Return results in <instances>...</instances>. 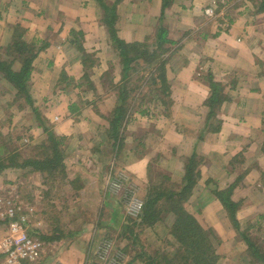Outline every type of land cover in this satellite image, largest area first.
Listing matches in <instances>:
<instances>
[{"label":"rangeland","instance_id":"374dc122","mask_svg":"<svg viewBox=\"0 0 264 264\" xmlns=\"http://www.w3.org/2000/svg\"><path fill=\"white\" fill-rule=\"evenodd\" d=\"M259 3L262 5V0ZM1 15L0 20L6 23ZM16 24L20 23L7 24L2 32L0 54L6 53L8 43L3 40L14 34ZM27 35L25 30L23 38ZM61 50L63 54L65 48ZM61 54L44 49L39 52L28 92L21 95H16L17 88L0 71V145L2 140L25 156L41 157L48 153L43 145L48 132H53L63 141L65 159V175L52 177L47 173V179L22 168H7L0 173V219L8 220L0 225V244L23 235L38 241L43 248L40 257L28 263L22 260V264H146L147 254L158 249L174 251L175 246L167 249L165 245L174 220L170 213L163 212V219L153 228L133 227V220L140 218L145 193L150 188L173 185L162 176L159 161L150 163L146 172L139 166L147 151L139 136L149 145L159 138L157 134L146 138L145 132L157 119L156 105L168 101L166 88L159 89L158 77L150 79L155 59L130 63L129 76H124L129 112L116 122L114 110L120 100L115 101L113 96L119 95L121 85L113 87L111 76L117 67L97 62L91 55L71 64ZM5 57L8 62L12 60L7 54ZM157 75L160 77V70ZM141 86L147 89L141 91ZM115 123L120 143L111 137ZM206 198L198 195L185 207L201 224L214 229L217 252L225 249L236 256L239 251L236 257L227 256L225 260L219 253V264H256L240 250L239 244L244 242L236 230L235 237L228 232L220 235L206 218ZM253 223L252 232L260 236L256 238L264 247V217ZM13 224L19 225L18 230L12 229ZM57 227L59 231L55 232ZM44 234L61 238L47 241ZM7 254L0 251V261H5Z\"/></svg>","mask_w":264,"mask_h":264},{"label":"crops","instance_id":"0c3cea01","mask_svg":"<svg viewBox=\"0 0 264 264\" xmlns=\"http://www.w3.org/2000/svg\"><path fill=\"white\" fill-rule=\"evenodd\" d=\"M104 2L116 11L112 25L118 37L135 48L157 49L158 28L168 30L162 53L150 72V79L158 77L159 89L166 88L168 101L156 105L157 119L145 132L146 138L153 134L159 138H152L156 140L149 145L139 136L147 146L146 155L139 160L140 170L146 172L150 163L159 161L162 173L181 184L187 160L195 154L200 177L189 200L207 196L203 204L206 218L220 235L228 232L235 237L215 190L234 187L231 198L239 204L236 217L241 226L264 217L262 5L259 0ZM1 13L6 21L0 20L1 38L7 24L20 23L28 33L26 41L51 43L54 46L44 50L48 53L61 54L65 48L61 56L68 63L82 62L91 55L97 62L115 65L113 87L120 84L125 88V69L129 71L134 60L126 66L97 0H1L0 18ZM11 38L10 33L3 43ZM163 62L165 80L158 68ZM113 98L117 101L119 95ZM244 244H239L243 252ZM218 253L224 254V260L233 254L225 249Z\"/></svg>","mask_w":264,"mask_h":264},{"label":"trees","instance_id":"16d2710c","mask_svg":"<svg viewBox=\"0 0 264 264\" xmlns=\"http://www.w3.org/2000/svg\"><path fill=\"white\" fill-rule=\"evenodd\" d=\"M105 10L106 23L110 25L109 33L112 40L118 44V48L126 66L134 60H149L150 57L158 59L162 53L163 44L167 40L168 30L161 26L158 28L157 35V49L150 51L146 46L142 49L135 48L133 44L125 43L121 40L112 23L116 18V11L109 9L104 0H97ZM169 3L170 0H165ZM1 2V0H0ZM261 9H264V0H262ZM24 28L20 24H16L14 34L11 41L6 45V53L12 59L10 62L3 59L4 53L0 54V71L4 72L5 77L11 82V84L17 88L16 95L28 92V83L32 79V73L34 70V61L39 55V52L49 47V42L41 41H26L23 38ZM160 53V54H159ZM6 58V57H5ZM132 58V59H131ZM130 61V62H129ZM17 64V68H13V65ZM164 62L161 63L158 68L163 72L162 78L165 80ZM128 67L125 69V76L127 74ZM128 91L121 86L119 90V102L114 110L116 115V122L125 117L129 112ZM211 101V100H210ZM123 117V118H124ZM122 118V119H123ZM121 119V120H122ZM121 120L118 123H121ZM118 123H115L114 130L111 131V137L117 143H120V134ZM114 124V122H113ZM120 141V142H119ZM63 141L55 135L53 132H48L47 143L43 145L44 149L48 152L45 156L41 157H28L22 154L21 151L13 147L3 144L1 140L0 145V173L7 168H22L28 169V172H39L44 179H47L46 174H50L52 177H56L64 174L65 159L63 152ZM119 149V148H118ZM186 163V173L181 184L173 183L167 174H162L166 179L173 184L172 187L148 190L145 193L142 212L139 220L136 222L133 220L132 225L135 226H147L153 228L158 222L163 219L162 213H170L174 220L171 225L170 237L165 240L166 248L175 246L174 251H168L163 249L156 250L154 254H147L146 264H219L220 255L217 252V246L214 243L215 231L211 227H205L198 220L193 213H191L186 207L185 203L189 200L193 193L195 186L198 183L200 177V171L198 170V160L196 155H191ZM149 189V188H148ZM234 187L228 189H217L215 195L219 198L228 213V217L231 220L236 232L241 236L243 242L246 245V252L249 257L253 259L256 264H264V247L263 244L258 242L260 237L254 234L253 227L255 223H250L248 227L241 226L239 220L236 217L239 204L234 202L231 198ZM48 190L46 193H49ZM154 191V192H153ZM0 219V225L7 222ZM59 231L57 227L55 232ZM54 232V233H55ZM47 241L60 239L61 236L56 235H42ZM260 239V238H259ZM177 244V246L175 245ZM28 263V262H26Z\"/></svg>","mask_w":264,"mask_h":264},{"label":"built area","instance_id":"2783aa9c","mask_svg":"<svg viewBox=\"0 0 264 264\" xmlns=\"http://www.w3.org/2000/svg\"><path fill=\"white\" fill-rule=\"evenodd\" d=\"M11 227L13 230H18L19 225L13 224ZM42 249V245L38 241H32L26 235H23L19 240L11 237L0 244V251L5 250L8 253L5 261H0V264H22V260L25 262L34 261L40 257Z\"/></svg>","mask_w":264,"mask_h":264}]
</instances>
